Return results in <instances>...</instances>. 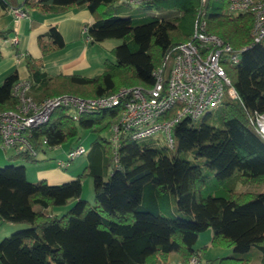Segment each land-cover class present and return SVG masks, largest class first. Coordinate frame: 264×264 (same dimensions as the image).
<instances>
[{
	"label": "trees",
	"instance_id": "1",
	"mask_svg": "<svg viewBox=\"0 0 264 264\" xmlns=\"http://www.w3.org/2000/svg\"><path fill=\"white\" fill-rule=\"evenodd\" d=\"M130 2L22 0L18 7L25 12L31 7L43 13L86 7L93 19L83 32L91 43L120 39L110 49L114 60L106 58L102 71L92 76H51L42 70V59L26 55L33 96L98 97L121 86L149 85L153 69L190 38L202 16L208 32L234 48L244 46L236 63L224 64L238 99L223 97L198 119L177 121L172 146L159 137L121 136L114 151L108 135L117 109L85 112L77 119L66 107L53 109L45 122L27 131L37 151L43 150V139L55 147L76 137L79 128L97 135L86 152V165L62 183L29 181L23 164L0 165V221L26 225L0 240V264H168L171 252L186 261L199 253L194 244L207 228L212 245L232 248L219 264H249L253 255L264 264V191L236 189L237 183L264 184V140L248 118L264 113V38L251 42L250 13L230 14L229 0L141 1L136 4L175 15L158 17L135 8L120 15ZM7 8L0 0V13ZM9 31L0 29V37ZM37 43L42 55L64 46L55 25L39 34ZM18 79L16 69L3 77L0 112L16 107L12 86ZM104 130L107 136L101 135ZM35 156L15 151L8 157L36 161ZM87 176L92 178V203L81 195ZM58 208L62 212L54 211ZM252 247L258 251L252 253Z\"/></svg>",
	"mask_w": 264,
	"mask_h": 264
},
{
	"label": "built area",
	"instance_id": "2",
	"mask_svg": "<svg viewBox=\"0 0 264 264\" xmlns=\"http://www.w3.org/2000/svg\"><path fill=\"white\" fill-rule=\"evenodd\" d=\"M133 3L150 0H130ZM204 1V0H201ZM18 15L23 12L14 9ZM228 12L232 15L248 12L252 17L251 42L264 38V0H229ZM204 17L195 20L189 39L177 49L168 52L153 71L149 85L121 87L111 94L98 97H80L60 94L41 102L27 93L29 79H18L12 86L17 98L14 109L0 112V145L15 151L37 153L28 130L45 122L53 109L66 107L72 119L79 114L100 109H117L109 127V142L114 151L121 136L141 140L161 132L162 140L173 145L172 128L180 119H198L210 106L218 105L223 97L238 99L237 91L227 75L224 64L236 63L242 48H234L215 33L207 31ZM85 29V27H84ZM16 36L12 41L16 42ZM86 40L90 37L86 35ZM249 122L264 140V113L249 114ZM46 140H42V146ZM86 152L81 144L70 147L65 158L58 159L59 168ZM201 253H196L178 264H200Z\"/></svg>",
	"mask_w": 264,
	"mask_h": 264
},
{
	"label": "crops",
	"instance_id": "3",
	"mask_svg": "<svg viewBox=\"0 0 264 264\" xmlns=\"http://www.w3.org/2000/svg\"><path fill=\"white\" fill-rule=\"evenodd\" d=\"M4 1L8 4V8L0 13V29H10V31L6 38L0 37V83L3 77L13 69L18 71L19 78L27 76L24 67L26 55L42 59V70L51 76L73 73L86 75L84 71L91 66L90 54L94 52V45H91L90 40H86V35L83 32V26L93 19L86 7H71L58 13H43L37 8L31 7L26 10V13L18 15L14 9L22 11L18 7L22 0ZM51 25H55L61 34L64 46L42 55L37 43V36L47 31ZM13 36H16V42L12 41ZM61 169L43 167L37 170V174L40 178L52 182L65 181L69 174L62 172ZM202 238L203 236L199 235L197 241H200L197 246L194 245V248L200 250L201 253L200 264H203L204 256V249L201 248L202 243L205 246L206 243L211 244V240L208 242L207 238L205 242L204 240L202 242ZM211 257L215 256H209L210 261L204 263L211 264ZM180 261L176 252L169 254L168 264H178Z\"/></svg>",
	"mask_w": 264,
	"mask_h": 264
},
{
	"label": "rangeland",
	"instance_id": "4",
	"mask_svg": "<svg viewBox=\"0 0 264 264\" xmlns=\"http://www.w3.org/2000/svg\"><path fill=\"white\" fill-rule=\"evenodd\" d=\"M134 8L142 11L144 14L155 15L158 17H172L173 15H175V11H173V10H160V9L148 8V7H145L141 4L137 5L136 3H133V2L128 3V6L124 5V7H122L121 10L119 11V14L120 15H126V12L128 10L134 9ZM22 12L26 13L25 10H22ZM83 30H84V26H83ZM119 43H120L119 38H108V39H105L103 41L92 43L91 45H94V48H93L94 52L90 54V57L92 59V64L88 69H86L84 71V74H86V76H92V75H95V74L101 72L103 69V62L106 58L110 59V60H114V55L112 54L110 49ZM20 79H29V78L27 76H24V77H20ZM130 86H133V85H130ZM121 87H127V86H121ZM121 87H119V88H121ZM27 93L36 102H41L42 100H44L48 97L60 95V94H54L51 96L43 97L41 99H36L33 96V94L31 93V89H29ZM61 94H65V93H61ZM66 94H72V93H66ZM72 95H76V94H72ZM76 96H79V95H76ZM80 97H83V96H80ZM212 108H213V106L208 107L203 112V114ZM100 133L102 136L108 135V132H106V130L101 131ZM96 135H97L96 131L79 128L78 135L76 137H72L60 145H57L55 147H47L46 145H43L42 146L43 150H38L36 153V156H35V158L37 159L36 161H29V160H25V159H15V160L9 159L8 156L12 153H15V151L13 149H10V148H2L0 145V165L2 166V165L10 164V163L23 164L25 166V174H26L27 180L37 181L39 179H42L37 174V170H39L40 168H43V167L44 168L45 167L46 168L52 167V168L61 169L57 166L56 161L58 159L65 158V152L70 147H73L77 144H81L87 152L89 150V148L91 147V144H92L94 138L96 137ZM153 137H159L161 139L162 133L159 132V133L155 134ZM86 152L75 157L73 160H71L69 162V165L66 168L61 169L62 172L69 174V177L65 181L74 177L86 165V163H87ZM45 180H46V182L51 183V184H58V183L64 182V181L52 182V181H49L47 179H45ZM236 189L246 190V191L263 192L264 191V184L237 183ZM81 195L84 199L88 200L90 203L93 202L92 178L90 176H87V177L83 178V180H82ZM55 211L57 213H59L61 211V209L58 208V210L55 209ZM169 211L175 212V207H171L169 209ZM167 212L168 211H166V213ZM25 226L26 225L23 223H13V222H8V221H0V240L4 236L12 233L14 230L19 229V228H23ZM199 235L203 236L201 241L204 240V242H205V240L208 238V242H210L211 236H212V230H211V228H207V229L201 231L199 233ZM198 241H200V240H198ZM198 241L195 243L196 246L198 245ZM206 244L207 245L205 246L202 243V246H201V248L204 249V256H203V260H202L203 264H205L204 263L205 261L206 262L210 261L209 256H215V257H211V264H219V258L223 257V256H227L232 251V248H228V247H225L222 245L214 246L210 243H206ZM255 251H258L257 248L252 247L251 252L254 253ZM215 254H218V255H215ZM249 264H260V262H259L258 258L255 255H253L251 260L249 261Z\"/></svg>",
	"mask_w": 264,
	"mask_h": 264
},
{
	"label": "bare ground",
	"instance_id": "5",
	"mask_svg": "<svg viewBox=\"0 0 264 264\" xmlns=\"http://www.w3.org/2000/svg\"><path fill=\"white\" fill-rule=\"evenodd\" d=\"M217 107V106H216ZM115 110V109H114Z\"/></svg>",
	"mask_w": 264,
	"mask_h": 264
}]
</instances>
